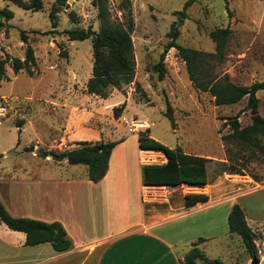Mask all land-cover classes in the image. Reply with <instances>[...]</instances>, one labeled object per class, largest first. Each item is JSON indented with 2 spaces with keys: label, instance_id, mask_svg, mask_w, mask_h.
Here are the masks:
<instances>
[{
  "label": "rangeland",
  "instance_id": "1",
  "mask_svg": "<svg viewBox=\"0 0 264 264\" xmlns=\"http://www.w3.org/2000/svg\"><path fill=\"white\" fill-rule=\"evenodd\" d=\"M41 1V8L31 10L8 0H0V7L6 6L12 11L7 21L0 16V56L22 57L23 43L18 36L19 29H24L35 56V63L29 71L20 68L14 72L8 61L4 63L6 77L0 79V100L5 105V113L0 116V178H4V173L25 175L30 166L37 164L38 174L58 173L60 167L56 163L29 152L33 148L59 149L62 140L55 133L69 113L72 120L83 118L86 109H91L93 112L87 124L101 127L103 132L116 126L122 133L129 122V118L126 121L124 117L116 118L112 114V106L121 104L116 101L117 98L109 100L114 101L112 104L104 103L99 99L102 96L85 91L91 67L90 34L82 39H71L65 31L74 27L97 29L96 10L90 0H67V5L57 12L54 27L50 26L47 16L51 0ZM118 1L108 0L111 17L121 16ZM184 1L130 0L133 76L118 88L107 86L104 96L112 94V91L119 97L122 94L127 96L123 113L131 115L137 122L143 123L142 119H146L150 124L151 137L168 146L179 142V147L185 152L210 157L212 160L206 162L209 179L216 173H222L218 160H224L242 170V173L224 171L230 173L227 176L232 179L246 178L245 187L260 184L264 182V153L251 155L247 150H237L232 142L220 138L221 134L229 131L225 118L237 114L240 125L250 121L245 96L231 103L214 104L206 90L198 89L188 79L184 63L175 48L169 46L164 49V44L169 32L174 29L175 42L205 52V62L211 74L221 76L226 73L231 81L241 84L262 79L264 0H190L182 7ZM181 8L183 16L173 11ZM218 26L230 29L220 61L212 54L214 41L208 35L209 30ZM160 53L163 68L161 77H158L153 64ZM163 94L172 108L173 127L162 113ZM255 94L258 113L264 119V88L257 89ZM60 100L66 106L57 104ZM19 119L21 124L16 126ZM83 129L87 128L81 127L80 130ZM49 134L54 139H50ZM152 160H159V157H152ZM250 199L251 205L257 207L255 211L264 217V189L251 195ZM19 233L0 222L1 242L16 244L15 247L2 245L0 254L10 251L16 252L19 258L27 255L30 247L17 244ZM254 239L258 247L257 233ZM197 246L206 256L217 257L225 264L237 261L248 263L250 259L239 235L234 232L230 237L198 241ZM9 260L10 257H2L0 263H16ZM22 263L25 261L17 264ZM196 264L202 263L197 261ZM261 264H264V257Z\"/></svg>",
  "mask_w": 264,
  "mask_h": 264
},
{
  "label": "crops",
  "instance_id": "2",
  "mask_svg": "<svg viewBox=\"0 0 264 264\" xmlns=\"http://www.w3.org/2000/svg\"><path fill=\"white\" fill-rule=\"evenodd\" d=\"M111 93L99 99L112 104L114 101L109 100L117 98L116 101L123 103L121 114L116 118L124 117L126 121L129 118L126 131L120 133L115 126L103 132L101 127L87 124L93 111L86 109L83 118L70 120L69 113L55 133L62 140L59 149L74 147L81 139H117L109 151L107 166L100 178L89 179L83 163H69L49 154L42 156L37 148L29 153L56 163L61 168L58 173L38 174L37 164L30 166L25 175L4 173V178H0V201L8 213L58 221L69 240V247L56 251L48 241L24 244V233L16 230L20 232L16 236L17 244L30 247L27 255L19 258L16 252L9 251L0 254V258L10 257L15 264L23 261L25 263L22 264H180L183 253L195 238L201 237L204 242L207 238L232 235L226 230L227 225L225 227L226 214L230 205L238 201L243 207L247 225L257 233L261 250L259 262L262 263L264 217L255 211L257 207L251 205L250 198L264 189V182L245 187L246 178L232 179L227 176L230 173L224 171L209 179L206 170V162L212 160L209 157L205 162L208 179L202 186L143 184L140 165L162 162L165 156L160 151L138 147L137 131L147 127L152 136L150 124L142 119L143 126H131L133 117L123 113L127 96ZM57 104L66 106L63 100ZM81 127L87 129L80 130ZM49 138L54 139V136L49 134ZM152 157H159V160H152ZM186 192H203L207 199L186 206L183 201ZM1 241L0 247L16 245L11 241Z\"/></svg>",
  "mask_w": 264,
  "mask_h": 264
},
{
  "label": "trees",
  "instance_id": "3",
  "mask_svg": "<svg viewBox=\"0 0 264 264\" xmlns=\"http://www.w3.org/2000/svg\"><path fill=\"white\" fill-rule=\"evenodd\" d=\"M22 8L36 10L42 7L41 0H10ZM190 0H185L182 7ZM95 7L97 29L90 34L91 67L90 74L85 81L87 93L105 95V88L112 86L118 88L122 83L132 79L134 72L133 45L130 37L132 29V17L130 12V0H119L117 7L121 10L120 17H111L108 7V0H90ZM66 0H51L47 9V16L51 27L57 22V12L62 6H66ZM174 12L183 16V8L175 9ZM12 11L6 6L0 7V16L4 19L11 17ZM66 33L71 39H82L88 34L86 28H67ZM228 26H218L209 30L208 35L214 41V51L218 61L223 54L224 43L229 34ZM18 36L23 43L22 57L11 56L9 58L0 56V79L6 77L4 63L12 71L24 68L29 71L34 64L35 57L33 48L27 41L24 29L18 30ZM176 31L169 32V38L164 44V49L173 46L177 55L184 63L186 74L191 83L200 90H206L211 96L214 104L231 103L245 96V105L250 113V121L240 125L237 114L225 118V124L229 131L220 135L222 140L232 142L237 150H247L253 155L256 152L264 153V119L257 110V96L255 91L264 88V78L254 79L248 84L235 83L228 78L226 73L221 76L211 74L208 71L204 54L205 52L190 46L181 45L175 42ZM158 71V77L162 75V53L153 64ZM163 114L169 119L173 127L174 119L172 108L168 99L163 94ZM120 105L112 106V114L117 116ZM17 125L21 119L17 120ZM117 139L110 140H77V145L71 148L56 149L38 148V154L44 156L49 154L54 159L64 158L69 163H83L86 165V176L91 180L100 178L107 166V159L112 145ZM137 145L142 149L157 150L164 154L162 162H148L140 165V178L143 184L152 185H175L186 183L193 186H202L207 182L205 162L209 157L183 151L179 145L168 146L159 140L151 137L148 128L144 127L137 131ZM222 166L219 171L242 173L241 169L220 161ZM207 195L203 192H186L183 201L190 206L197 201H205ZM0 222L8 228L20 230L24 233V244H34L48 241L52 248L61 251L69 247V240L64 229L58 221H44L27 216H14L8 213L0 201ZM226 225L229 232L237 233L248 256L258 258L257 247L254 242L256 232L246 223L244 210L238 201H234L226 214ZM198 237L190 243L189 248L183 253L180 264H223L217 257H208L197 246ZM234 264H250L244 261H237Z\"/></svg>",
  "mask_w": 264,
  "mask_h": 264
},
{
  "label": "built area",
  "instance_id": "4",
  "mask_svg": "<svg viewBox=\"0 0 264 264\" xmlns=\"http://www.w3.org/2000/svg\"><path fill=\"white\" fill-rule=\"evenodd\" d=\"M5 113V105L2 103V101L0 100V116L1 115H3ZM131 126H141L142 125V122H140V121H135L133 118H132V120H131ZM137 124V125H136ZM137 126V127H138ZM254 242H255V239H254ZM256 243V242H255ZM257 254H258V258H257V261H258V263L257 264H261L260 262H259V258H261V250H260V248L259 247H257ZM249 263V262H248Z\"/></svg>",
  "mask_w": 264,
  "mask_h": 264
},
{
  "label": "water",
  "instance_id": "5",
  "mask_svg": "<svg viewBox=\"0 0 264 264\" xmlns=\"http://www.w3.org/2000/svg\"><path fill=\"white\" fill-rule=\"evenodd\" d=\"M93 31L90 29V28H86V33L87 34H91ZM249 263L250 264H257L258 261H257V258L255 256H251L250 259H249Z\"/></svg>",
  "mask_w": 264,
  "mask_h": 264
}]
</instances>
